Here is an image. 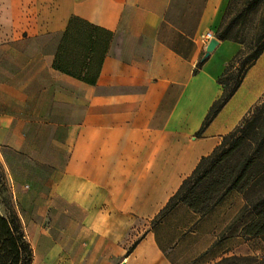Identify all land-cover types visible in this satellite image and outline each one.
<instances>
[{"label": "crops", "instance_id": "1", "mask_svg": "<svg viewBox=\"0 0 264 264\" xmlns=\"http://www.w3.org/2000/svg\"><path fill=\"white\" fill-rule=\"evenodd\" d=\"M229 3L0 0V52L9 53L1 58L0 143L20 150L24 131L57 133L49 146L59 158L44 159L50 185L28 204L43 225L31 229L33 264H177L152 220L264 96L263 51L197 134L242 48L219 39L197 69L203 35L216 34ZM73 15L113 33L96 84L54 68Z\"/></svg>", "mask_w": 264, "mask_h": 264}, {"label": "trees", "instance_id": "2", "mask_svg": "<svg viewBox=\"0 0 264 264\" xmlns=\"http://www.w3.org/2000/svg\"><path fill=\"white\" fill-rule=\"evenodd\" d=\"M245 1L249 7L230 17L233 2L230 0L216 32L218 39L233 40L243 47L219 77L223 94L211 106L198 135L235 94L248 69L264 51V13L252 27L250 39L244 35V27L234 32L237 25L245 24L249 10L260 6L264 0ZM112 36L109 29L80 16H71L55 56L54 68L88 84H96ZM205 61L203 57L197 69ZM233 191L241 193L244 198L239 217L251 215L243 234L264 240V96L231 132L224 135L212 153L201 158L192 174L183 180L177 192L152 220V227L158 230L157 222L175 212L180 205L204 216ZM33 260L34 249L11 187L6 179H0V264H33ZM213 264H264V256L229 255Z\"/></svg>", "mask_w": 264, "mask_h": 264}, {"label": "rangeland", "instance_id": "3", "mask_svg": "<svg viewBox=\"0 0 264 264\" xmlns=\"http://www.w3.org/2000/svg\"><path fill=\"white\" fill-rule=\"evenodd\" d=\"M247 7L249 5L245 0H233L230 17ZM263 13L264 1L249 10L245 24L237 25L234 32L244 27L243 33L250 39L252 27L260 21ZM8 54L0 52V73L5 70L1 67V63H4L1 58L4 59ZM35 118L44 120L42 115ZM21 135L26 145L20 150L10 147L6 142L0 143V179L8 181L31 241L32 227L43 225L41 212H34L28 204L32 203L33 198L35 201L38 199L35 193H41L42 188L49 187L48 175L52 165L44 162V159H58L59 151L49 146L52 139L57 138V133L24 131ZM243 204V195L233 191L204 216L177 210L157 222L158 233L177 264H213L229 255L262 257L264 240L243 234V228L251 218V215L239 217Z\"/></svg>", "mask_w": 264, "mask_h": 264}, {"label": "water", "instance_id": "4", "mask_svg": "<svg viewBox=\"0 0 264 264\" xmlns=\"http://www.w3.org/2000/svg\"><path fill=\"white\" fill-rule=\"evenodd\" d=\"M219 39L218 38H213L209 41L206 53L204 55V58H207L211 51L215 48V46L218 44Z\"/></svg>", "mask_w": 264, "mask_h": 264}, {"label": "built area", "instance_id": "5", "mask_svg": "<svg viewBox=\"0 0 264 264\" xmlns=\"http://www.w3.org/2000/svg\"><path fill=\"white\" fill-rule=\"evenodd\" d=\"M203 37H204V39H205L206 42H209L213 38H217L216 37V34L213 33V32H208L205 35H203Z\"/></svg>", "mask_w": 264, "mask_h": 264}]
</instances>
